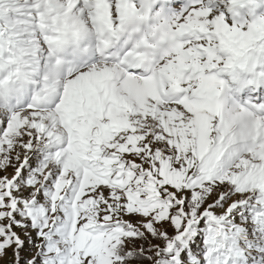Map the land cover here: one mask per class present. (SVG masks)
<instances>
[{
    "label": "snow or ice",
    "instance_id": "snow-or-ice-1",
    "mask_svg": "<svg viewBox=\"0 0 264 264\" xmlns=\"http://www.w3.org/2000/svg\"><path fill=\"white\" fill-rule=\"evenodd\" d=\"M0 264H264V0H0Z\"/></svg>",
    "mask_w": 264,
    "mask_h": 264
}]
</instances>
